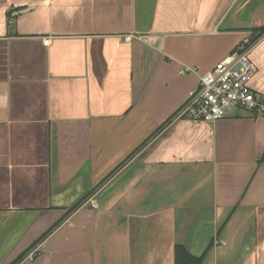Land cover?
Here are the masks:
<instances>
[{"label":"crops","instance_id":"1","mask_svg":"<svg viewBox=\"0 0 264 264\" xmlns=\"http://www.w3.org/2000/svg\"><path fill=\"white\" fill-rule=\"evenodd\" d=\"M260 27L264 0H0V264H264V115L176 116ZM249 57L264 98V33Z\"/></svg>","mask_w":264,"mask_h":264},{"label":"built area","instance_id":"2","mask_svg":"<svg viewBox=\"0 0 264 264\" xmlns=\"http://www.w3.org/2000/svg\"><path fill=\"white\" fill-rule=\"evenodd\" d=\"M131 39L125 37L126 41ZM254 43L246 37L214 66L198 76V85L193 89L184 103L179 107L176 116L190 120L215 122L225 116L231 108H238L264 115V98L257 95L250 86V81L256 72V65L249 57ZM194 72L183 68L181 73ZM96 207V202L90 198L82 203ZM27 257L32 259L34 252Z\"/></svg>","mask_w":264,"mask_h":264},{"label":"trees","instance_id":"3","mask_svg":"<svg viewBox=\"0 0 264 264\" xmlns=\"http://www.w3.org/2000/svg\"><path fill=\"white\" fill-rule=\"evenodd\" d=\"M252 35L250 37L251 43H254L259 39V37L264 33V27H260L257 29H252ZM168 121V120H167ZM58 222L52 226L50 229H48L38 240L40 241L43 237H45L56 225ZM210 248V245L208 246L207 250ZM206 250V251H207ZM206 251L201 256H192L190 255L183 246L181 245H175V257H174V264H201Z\"/></svg>","mask_w":264,"mask_h":264}]
</instances>
